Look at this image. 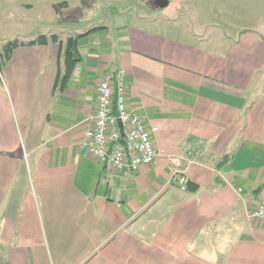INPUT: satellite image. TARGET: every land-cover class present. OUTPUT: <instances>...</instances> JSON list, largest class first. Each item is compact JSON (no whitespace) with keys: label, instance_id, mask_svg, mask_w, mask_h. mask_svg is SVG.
<instances>
[{"label":"crops","instance_id":"crops-1","mask_svg":"<svg viewBox=\"0 0 264 264\" xmlns=\"http://www.w3.org/2000/svg\"><path fill=\"white\" fill-rule=\"evenodd\" d=\"M1 1L32 11L39 0ZM80 1L48 7L65 21ZM126 1L114 37L83 44L105 25L80 37L68 80L67 40L89 31L19 35L59 38L15 49L0 69V264H264V223L250 217L264 183V34H200L173 14L128 16ZM221 3L251 6L229 21L264 20V0ZM118 69L128 107L158 127L160 156L132 174L82 147L97 85ZM177 155L197 189L172 182Z\"/></svg>","mask_w":264,"mask_h":264},{"label":"rangeland","instance_id":"rangeland-1","mask_svg":"<svg viewBox=\"0 0 264 264\" xmlns=\"http://www.w3.org/2000/svg\"><path fill=\"white\" fill-rule=\"evenodd\" d=\"M17 1L11 0L9 4L16 5ZM30 0H21V2H28ZM171 3L174 0H169ZM50 0H39L38 5L29 11L21 5L15 9H5L0 0V49L2 45L10 41V39H15L20 37L19 35L33 34V31L41 27L44 31L49 30L52 33L56 32H71L74 34H80L81 32H87L94 27H101L102 25L108 26V31H103V33L94 32L91 37H88L83 41V44L94 45L100 43V39L103 37H114L115 32L113 26L118 22H121L123 18L117 13L120 11L119 0H81L80 3L70 4L67 12L64 13L65 21L62 20V16H57L51 12L48 7ZM126 2L131 5V10L127 12L128 16H134V14H142L143 16H152L157 18L164 16L166 14H173V18L180 19L182 21V28L184 29V24H186L191 30L199 32L200 34H207L208 32L216 34H233L235 32H240L244 29L253 30L258 29L264 34V20H253V21H243L233 22L229 21L230 14L229 10L232 8L234 10H239L241 13L242 8L251 6H235V7H223L221 0L208 1L207 3H202L201 0L194 2L192 6L187 0L182 1V4L178 9L171 8L159 9L155 4L154 0H141L140 2H133L127 0ZM6 4V2H4ZM9 6V5H8ZM154 6L156 9H153ZM264 5H258V12L260 7ZM41 11H45L46 15L44 19H39L41 17ZM14 12L15 16L9 15L8 13ZM236 12V11H235ZM238 14V12H237ZM264 14V11L261 13ZM253 15V14H252ZM250 15V16H252ZM236 18L238 15H234ZM234 16H231L233 18ZM245 18L248 15H243ZM47 29V30H46ZM114 32V33H113ZM62 33V34H63ZM61 35V34H60ZM72 35V34H71ZM62 36V35H61ZM22 37V36H21ZM38 37V36H36ZM24 38V37H22ZM255 88V86H254Z\"/></svg>","mask_w":264,"mask_h":264},{"label":"built area","instance_id":"built-area-1","mask_svg":"<svg viewBox=\"0 0 264 264\" xmlns=\"http://www.w3.org/2000/svg\"><path fill=\"white\" fill-rule=\"evenodd\" d=\"M126 71L106 72L97 85V104L92 124L84 132L82 147L106 169L117 173H137L143 166L153 165L160 152L153 143L158 127H149L142 116L127 105ZM121 124V125H120ZM172 182L187 190L185 176L189 162L183 156L172 157ZM260 200L250 217L264 223V183Z\"/></svg>","mask_w":264,"mask_h":264},{"label":"trees","instance_id":"trees-1","mask_svg":"<svg viewBox=\"0 0 264 264\" xmlns=\"http://www.w3.org/2000/svg\"><path fill=\"white\" fill-rule=\"evenodd\" d=\"M100 27L97 28H91V30H89L88 33L85 34H80V35H70L68 40H67V44L69 43V46L71 48L67 50V58H66V64L68 66V69L65 73V75L63 76V79L66 81L70 78L72 72L75 69V64L78 61V57L75 58L73 53L78 54V41L80 39V37L86 36L91 34V32H94L95 30L99 29ZM59 38V34H53L50 37L45 34V35H40L37 38H35L34 40H28L26 38H15V39H10V41L6 42L4 45H2V49H0V69L8 62L11 60V56L12 53L14 52L15 49L22 47V46H34L36 44L39 45H45L49 40L55 42L57 41ZM79 56V54H78ZM188 188L190 189H197V185H195L194 183L190 182L187 184Z\"/></svg>","mask_w":264,"mask_h":264},{"label":"water","instance_id":"water-1","mask_svg":"<svg viewBox=\"0 0 264 264\" xmlns=\"http://www.w3.org/2000/svg\"><path fill=\"white\" fill-rule=\"evenodd\" d=\"M154 4L159 8H166L168 7L169 4V0H154ZM121 125V124H120Z\"/></svg>","mask_w":264,"mask_h":264}]
</instances>
